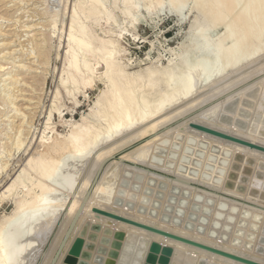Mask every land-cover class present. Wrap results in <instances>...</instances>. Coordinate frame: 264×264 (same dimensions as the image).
<instances>
[{"label": "bare ground", "instance_id": "1", "mask_svg": "<svg viewBox=\"0 0 264 264\" xmlns=\"http://www.w3.org/2000/svg\"><path fill=\"white\" fill-rule=\"evenodd\" d=\"M74 3L69 8L70 19L64 31L56 35L58 45L62 43L63 52L60 54L58 51L55 59L62 66L57 72V88L44 119V127L40 130L41 135L37 136L36 147L28 153L16 176L0 192V200L9 198L14 204L11 213L0 218V264H34L70 196L73 201L40 264L51 263L66 236L54 262L62 264L86 221L100 226L99 237L104 234L105 228L111 230V244L104 247L101 256L105 261L101 264H106L114 248L118 249L114 264H143L148 246L153 245L157 250L169 248V264H242L104 216L94 212L93 208L264 264V248L261 244H250L249 240L256 214H262L264 218V200L251 197L248 190L239 194L223 185L226 181H223V176L228 174L226 168L232 161L246 156L248 160L251 158L254 169L259 162H264V153L191 126L199 124L264 147V137L254 136L251 132L252 122L257 112L260 113L259 108H264L261 106L264 78L253 80V77L264 71V62L247 68L264 56V0H76ZM165 9L181 21L187 13L193 12L186 40L181 43L177 58L157 64L158 57L141 70L129 71V60L125 58V47L121 44L124 31L133 28L141 14ZM43 14L50 17L49 32L42 34L43 42L38 44L39 50L34 53L40 65L46 66L50 55L48 44L56 30H63L59 26L63 24V18L54 19L55 16L47 10ZM120 22H126V28L121 27ZM5 69L0 64V71ZM98 84H102L103 88L89 113L82 115L80 121L67 124V133H58L52 116L57 113L59 121L67 123L61 110L63 99L67 98L78 105L77 95ZM254 86H260V93L256 96L258 99L252 117L248 120L249 125L247 122L248 127H237L234 114L230 119L221 120L219 113L223 104L243 96ZM196 92L200 93L197 95ZM194 93L197 95L195 98ZM219 97L221 99L214 102ZM209 103L211 105L208 106ZM177 104L180 108L175 112L172 108V113L169 108H175ZM7 105H14L13 101L9 99L2 103L3 107ZM201 107L203 109L200 110ZM14 109L20 112L17 107ZM177 117V122H174L177 124L164 127ZM19 121L13 136L9 137L11 149L0 150V175L7 167L6 160L11 150H20L25 142L22 138L25 121ZM145 122L146 127L140 126L141 130H133V133L114 142L116 137ZM161 127L164 128L158 130ZM151 134L154 135L146 142L142 141L143 144L128 150L118 160L107 162L101 170L102 161H106L116 150ZM193 140L200 152L206 148L205 160L211 147L221 150L215 155L214 161L210 158L204 160V164L203 159L201 161L203 166L207 161L213 164L210 179L201 175L202 165L198 175L190 171V164L182 168L181 162L190 153ZM163 141L168 142V145L159 160L156 159V145ZM99 146L102 147L90 157ZM175 151L176 158L172 155ZM3 159L4 163L1 162ZM173 159L175 161L171 165ZM221 160H227V166L219 184L216 171L223 169L219 165ZM248 178L250 181L247 186L253 176ZM3 179L1 176L0 182ZM252 184L263 190L264 178L262 182L253 181ZM173 186L190 190L192 195L201 194L227 202L237 207L241 219L250 212L247 222L244 218L242 220L247 226L239 225L246 235L226 238L225 231L216 234L209 227L203 230L201 223L190 224L185 219V222H179L174 217L166 216L163 206ZM161 194H164L162 207L155 211L151 203ZM117 233H121V236ZM97 244L98 241L95 242L96 247ZM117 244H120L119 247ZM182 254L188 255L187 262H178Z\"/></svg>", "mask_w": 264, "mask_h": 264}, {"label": "rangeland", "instance_id": "2", "mask_svg": "<svg viewBox=\"0 0 264 264\" xmlns=\"http://www.w3.org/2000/svg\"><path fill=\"white\" fill-rule=\"evenodd\" d=\"M74 2H76V0H46L45 2H43L42 0H23V1L0 0V64L4 65L5 68H7L3 71H0V90L2 92V94L0 95V111H1L0 146H2L0 147V150L3 149L4 151L6 150L9 151L11 149L10 148L11 140L9 137L13 136L17 125L20 123L19 120L21 119L25 121L23 122L24 123L23 128L25 129V130L23 129V132L24 131L25 132L24 135L22 136L25 142L20 150L18 151L11 150L8 161L6 160L7 167L5 171H3V173L0 175V177L1 176L4 177L3 179L4 181L2 180V182H0V192L16 176L19 169H21L20 168L21 165L25 162L26 158L28 157V153L33 152L34 147H36L37 145V139L41 135V131L45 123L44 119L46 118V114L49 111L53 94L55 93V90L57 88V83H58L57 72L58 69H61L62 66V63L59 60L55 59V55L58 51L60 52V54L63 52V49L61 47L62 43L60 44V46L58 45V39L56 35L57 33L60 34L61 31L63 32L65 29V25L69 22L70 17L68 18V16H70V11H71V9L69 11V8H72V6L75 4ZM46 10L48 12H51L53 16H55L53 17L54 19L63 18L62 20L63 26L61 24L59 25L60 27H63V30H56L55 34H53L51 41L48 44L49 47L48 51H50L48 53L50 54L48 57L49 59L47 60L48 64L46 66L45 65L43 66L41 64L42 65L41 66L37 54L35 53L37 52L36 50H39L38 44L43 42L42 34H47V31L49 32L48 24L50 23V17L48 15L43 14V12ZM138 18L139 20L134 24L133 28L131 29L129 28L128 30L124 31L126 34L124 33L123 39L121 40V44L125 47V53H124L125 58L129 60V66H128L129 71L141 70L145 68V66H148V64L155 61V59L158 57L160 59L158 62L156 61L157 64H165L168 60L176 59L180 51L181 43H183L186 40L188 34L187 33L189 26L188 24L192 21L193 12L187 13V15L182 21L179 20L176 15L170 13L167 9L163 11H157L151 14H141ZM120 23H121L120 25L121 27L126 28L127 26L126 22H120ZM31 35H33L32 38L30 37ZM262 62H264V56L254 61V63L248 65L247 68L252 67L253 65L258 66V64L255 63H259L260 65ZM11 65H15L16 67L10 68ZM244 69H246V67ZM8 77H10L11 79H9ZM259 77L264 78V71L253 77V80ZM5 78L8 79L4 80ZM254 87L257 88L256 96H259L260 86H254ZM102 88L103 85L98 84L93 89H89L84 93L83 92L79 93L77 95V99L79 101L77 103L78 105H75L69 102L67 98H64L62 101L64 106L61 108V110H62V115H64V119H66L67 123L66 124L61 123L56 113L54 116H52L54 122L53 125L56 131L58 133L65 134L69 130V126L67 124L75 121L76 122L80 121L82 115L86 116L89 113L90 108L92 107L94 101L96 100ZM253 88H251L250 90H252ZM250 90H248L247 92H249ZM199 93L200 92H196L197 95ZM196 94L194 93L195 96L192 95L191 98L193 99V96L194 98L197 97ZM236 98L240 99L238 103V108L242 106L241 105L242 99L243 100L248 99V101H250L249 104H251V106L248 107L243 105L245 109L250 110L249 118L245 119L249 125L248 120H250L252 117L253 109L256 105V101L258 97L248 98L247 96L243 95V96H237ZM9 99L13 101L14 105H7L3 107L2 103L6 102ZM217 99L220 100L221 97L216 98L214 102L217 101ZM181 103L179 104L181 105ZM211 103L213 104V102ZM211 103L207 105L209 106L211 105ZM179 104H177L175 108L174 106H172L171 108H169V110H172L173 108V110L175 109L174 110L175 112L177 108L178 109L180 108ZM262 105L264 107V98H263V102L261 103V106ZM15 107L20 109V112H17L14 109ZM201 109L203 108L201 107L200 110ZM259 109H260V113L257 112L256 117L254 118L255 121L253 119L255 123L252 122L251 127L253 126V128L251 129L252 130L251 132L253 133L254 136L260 135L261 137H264V131H263L264 116H262L264 115V108L262 109L261 107ZM173 110L171 111L172 113ZM233 117L237 119L238 118L237 113H235ZM258 117H260L261 119ZM178 118L179 117L174 118L172 121L168 122L167 124L168 126H164V127L169 128V126L171 127L177 124L174 122H177ZM258 120L261 124L258 123ZM28 122H30L31 124ZM145 124L146 122L137 125V127H133V129L129 130L127 133H124L120 137L119 136L116 137L114 139L115 140L114 142L121 140L122 136L128 135V133H133V130L134 131L137 129L141 130L142 129L141 127L147 126ZM248 125L244 129H246ZM164 127H161L158 130L163 129ZM261 132H263V134H261ZM153 135L154 134H151V136L147 138H143L145 141L141 139L138 142L132 143L125 148H120L116 150L117 152L115 151L114 154H112V156L106 158V161L105 159L103 160L105 162L102 161L103 164L101 170L107 162L111 160H118L123 154L131 151L135 146L137 147L139 146V144L140 145L141 143L143 144V142H146V140L151 138ZM167 145L168 142L166 141L160 142L156 145L158 148L157 149L158 155L156 156V159L159 160L162 159L163 157L162 154L164 153V150L167 148ZM195 145L197 146V143L195 142V140H193L190 153L186 155V157L183 159L184 162L181 163L183 169H185V167L188 164H190V166L192 167L190 171L193 174L198 175L200 165H202L201 161L205 156L204 151L206 148L203 149L202 152H200L197 149L198 147L195 148ZM101 147L102 146L96 147V149H94L95 151L91 153L90 157L93 154H95ZM220 151L221 150H219L217 147H211L209 152L206 153V156L208 155V158L206 160L210 158L211 161H214L216 159L215 155ZM172 155L174 158H176L177 152L175 151ZM204 160L205 159H203V164L206 161ZM235 160L232 161L227 168H226L227 160L220 161L219 165H221L223 169H219L218 172L216 171V174L219 175V179H218L219 184L222 182L223 175L221 174H224L226 168L227 170L226 173L228 174H225L223 176V181L226 180L223 182V185L225 187L226 183L228 181H231L232 187L229 188L225 187V188L230 190H235V192L239 194L247 192L246 190H248V194H249L250 190L254 189L257 191V195L251 197L263 201L260 198V193L264 192V190L260 189L255 184L253 185L252 183L253 181L256 182L263 181V179L257 178L255 175L257 174L258 171L264 174V170L259 169L257 166H255V168L253 169L252 164L251 165H249L250 163L246 164V160H248V157L246 156L237 158ZM249 160H251V158H249ZM174 161L175 160L173 159L171 165L174 164ZM1 162L4 163L5 159H3ZM209 163L210 161L209 162L207 161L206 164L204 166L202 165V167L200 168V173L202 172L201 175L204 176L206 179H210L211 177L210 170L213 168V164H209ZM233 164H238L240 166V169L239 170L233 169L232 167ZM249 167H250V171L244 174L243 172L249 169ZM231 172L237 174L236 178L233 179L230 177ZM250 175L253 176V179L251 178L252 181L250 183L251 185L249 184L247 186L248 181H250L248 178L250 177ZM242 176H244L243 179H241ZM161 192H164V190H162ZM163 197L164 194H161L159 197H157V199L156 197L153 199L151 204L155 209V211L160 210V208L162 207L161 200L163 199ZM71 200L73 201V198H71L70 196V198L66 202V205H64L62 210L60 211L61 213L59 216L58 223L47 237V240L45 241L34 264H40L42 262L43 256L46 254L47 251H49L48 249L51 246L54 235L58 229V226L64 214L67 212L69 204L72 202ZM247 201L248 200H246V202ZM247 203L253 205L251 204L252 202L250 203L247 202ZM13 208H14V204L11 199L4 198L0 200V218L3 217L4 215L11 213L10 211ZM163 212L166 216L174 217L179 222H182L184 221L183 219H185V221L190 224L201 223L203 230L209 227V229H211L216 234L225 231L226 238H231L234 235L236 236L239 235L242 236V234L246 235V233L242 230V228H239V225H242V227H246L247 226L246 222L248 218H250L249 215L250 212H248L247 214L245 213L243 218L246 219V222L244 221L242 223V220L244 219L243 218L241 219V217L238 216L237 207L234 208L231 205H229L227 202L225 203L222 201H216L214 198L206 197L201 194L192 195L190 190L181 189L178 186H173L169 189V193L167 194L166 197V202L164 203L163 206ZM255 220H256L255 222L252 221L253 228L249 232L250 244L256 246L261 244V246L264 248V218L262 214L260 215L256 214ZM262 222L263 225L260 226ZM99 229H100L99 225H95V224L91 225V223L86 221L81 227L78 237L73 241L69 250L67 251L65 258L62 261V264H89V260L93 255L92 251H94V248L96 247L95 242L97 241L98 244L95 250L96 252L92 258L91 264H101L103 261H105V259H102L101 253L104 250V247L111 244V238H110L111 236L110 234L104 233L99 237L98 236ZM81 232H83L82 236L80 235ZM78 238L80 240V241L78 240L79 245L75 247ZM119 241H121L120 238ZM117 245L119 247L120 244ZM117 250H118L117 248H114L115 255L117 253ZM119 253H120V249H119ZM139 253L141 254L140 251ZM169 254L166 255L163 252V248L161 249L159 248V250H157L153 247L148 246V251L145 254L143 264H162L161 260L163 258H167V262H166L167 264L169 259ZM115 255L109 256V258L106 260V264H114ZM151 257L152 260H150ZM179 258L180 259L178 262H184L189 257L188 255L186 256L185 254H182L180 255Z\"/></svg>", "mask_w": 264, "mask_h": 264}, {"label": "water", "instance_id": "3", "mask_svg": "<svg viewBox=\"0 0 264 264\" xmlns=\"http://www.w3.org/2000/svg\"><path fill=\"white\" fill-rule=\"evenodd\" d=\"M256 93H257V88L255 87L250 92H247L244 95L247 96L248 98H254V97H256ZM239 101H240V99L235 97V98H233V100H230L229 102H225V104H223V106L221 108L220 119L221 120H226V118L230 119V116L231 115L237 113L238 118L234 120V124L237 127L245 128L247 126V121L245 119H248L249 118V116H250V110L245 109L244 106H248L249 107V106H251V104H249L250 101H248V99H245V100L242 99V101H241V105L242 106L240 108H238ZM191 126L193 128H195V129H197V130L206 132V133L211 134L213 136H216V137H219V138H222V139H225V140H228V141H231V142L240 144V145H244V146L249 147L250 149H255V150H258V151L264 153V147L258 146V145L254 144V143H251V142H248V141H244V140L235 138L233 136L224 134L222 132L213 130L211 128H207V127L202 126V125H199V124H191ZM246 164L251 165L252 164L251 160H246ZM232 167L235 170H239L240 169V166L238 164H233ZM257 167L259 169H261V170H264V162H259V164L257 165ZM249 171H250V167H249V169L245 170L243 173L245 174V173H248ZM231 173H230V177L233 178V179L236 178L237 174L234 173V172H231ZM255 176L257 178H260V179H263L264 178V174L262 172H260V171H258ZM243 178H244V176L241 177V179H243ZM225 187H228V188L229 187H232V182L231 181H228L226 183ZM249 194L251 196H256L257 195V191L254 190V189H251ZM260 198L262 200H264V192H261L260 193ZM93 211L94 212H97V213H100V214H102L104 216H108V217H111L113 219H116V220H119V221H122V222H125V223H128V224L137 226L139 228H142V229H145V230H148V231H151V232L160 234L162 236H166L168 238H171V239H174V240H177V241H180V242H183V243H186V244H189V245L198 247L200 249H203V250H206L208 252H211V253L220 255L222 257L229 258V259H231L233 261H236V262H239V263H242V264H261L259 262H256V261H253V260H250V259H247V258L238 256V255H235V254H232V253H229V252H225V251L220 250V249H217V248H213V247H210V246H206V245L200 244L198 242H193L191 240H187V239L181 238L179 236H176V235H173V234H169L167 232H163L161 230H157L155 228H152V227H149V226H146V225H143V224H139V223L133 222L131 220H127L125 218H122L120 216H117L115 214H112V213H109V212H106V211H102V210H99V209H96V208H93ZM104 233L110 234L111 233V230L109 228H105ZM80 235L82 236L83 235V232H81ZM117 235L120 237L121 236V233L120 234L117 233ZM66 238L67 237L64 236L61 245L57 249V253H56L55 257L53 258V260L51 261L50 264H54L55 259H56L57 255H58V253L60 252V249L62 247V244H63V242L65 241ZM78 240H79V238L77 239V243L75 244V247L79 245ZM151 247H153V248L156 249L155 245H153ZM163 252L168 255L170 253V250H169V248H163ZM111 255L114 256L115 253L114 252L113 253L111 252ZM150 260H152V257L150 258ZM161 262L163 264H166L167 258H163L161 260Z\"/></svg>", "mask_w": 264, "mask_h": 264}]
</instances>
